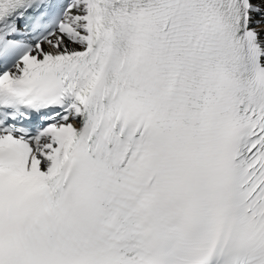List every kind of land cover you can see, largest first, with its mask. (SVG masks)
<instances>
[{
    "label": "bare ground",
    "instance_id": "6f19581e",
    "mask_svg": "<svg viewBox=\"0 0 264 264\" xmlns=\"http://www.w3.org/2000/svg\"><path fill=\"white\" fill-rule=\"evenodd\" d=\"M259 5L261 6L262 10L264 11V0L262 1H257ZM259 30V39L262 42V49H264V23H262L260 26L257 28ZM66 44H70L68 40H65ZM71 45V44H70Z\"/></svg>",
    "mask_w": 264,
    "mask_h": 264
}]
</instances>
